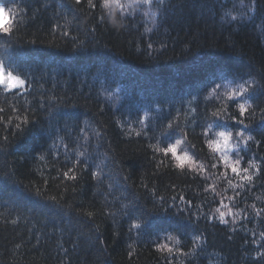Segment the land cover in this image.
Masks as SVG:
<instances>
[{"label":"trees","instance_id":"trees-1","mask_svg":"<svg viewBox=\"0 0 264 264\" xmlns=\"http://www.w3.org/2000/svg\"><path fill=\"white\" fill-rule=\"evenodd\" d=\"M94 2L90 9L87 0H0V36L10 25L8 10H23L11 38L0 39V61L28 79L26 92L0 88V107L5 117L9 105L27 110L31 121L21 130L0 121V264H264L255 256L264 245V211L251 208L264 210V88L246 120L254 140L240 152L242 167L254 158L261 171L251 185L228 189L234 201L224 199L244 210L235 223L230 216L221 223L214 211L220 197L204 192L214 181L221 192L227 180L218 179L222 164L211 167L216 159L201 135L223 107L209 95L219 77L239 83L251 75L264 83V0L254 8L252 0H167L163 7L154 0L123 18L117 11L115 23ZM229 113L236 114L234 104ZM181 129L188 142L178 154L187 150L204 175L175 167L171 154L150 147L180 139ZM77 149L86 152L77 179H63L58 173L73 167ZM228 176L239 183L230 170ZM180 195L184 201H173ZM159 196L167 211H153ZM168 234L191 253L174 259L159 252L155 244L168 242ZM195 236L201 239L194 246Z\"/></svg>","mask_w":264,"mask_h":264},{"label":"snow or ice","instance_id":"snow-or-ice-1","mask_svg":"<svg viewBox=\"0 0 264 264\" xmlns=\"http://www.w3.org/2000/svg\"><path fill=\"white\" fill-rule=\"evenodd\" d=\"M89 8L95 9L97 7V3L94 0H87ZM154 0H99V7L108 17H112L115 20V16L117 11L120 12L121 18L124 17L125 14L132 15L136 12L138 8H140L143 4L152 5ZM167 0H155V3L158 7H163L166 4ZM76 4H80L81 0H75ZM252 5L254 8L255 0H252ZM252 9H250L251 11ZM22 9H17L13 7L8 10L10 13L9 20L10 25L8 27H4L2 32L5 34L4 36H0V39H10L13 33V29L11 27V23L16 22V16L22 12ZM6 10L3 4H0V13H5ZM149 12H151V8H149ZM148 15V12L145 13ZM246 14H241V18ZM226 17H231V20H236L237 16L232 14L231 12H227L225 14ZM151 17L153 22L155 23L156 12H151ZM104 15L99 17L101 23L104 22ZM59 27V25H57ZM146 31H151V29H146ZM64 35H67L65 32ZM30 43H36V41H30ZM151 47V44L148 45ZM220 83H216L212 88L209 95L215 96L218 100L222 99L223 107L211 113V116L215 118L212 123H208L206 127L203 128L201 135L205 137L204 143L207 145V148L211 150L214 154V159H216V163L212 164V168L216 169L218 165L223 166L224 171L219 173L218 179H226L227 185L221 191L217 192L215 181L213 184H209L204 188V192L208 193L211 191L216 196L220 197L219 207H217L214 211L218 213L219 221L223 224H228L229 221L226 217H231L232 222L235 223L237 217L240 216L241 212L244 210L233 211V207L229 204L224 203V199H228L230 202L235 200L234 196H226L228 189H232L233 192L236 191L237 188H244L245 185H251L253 183L254 177L261 171V165L257 162L256 159H249L247 161V166L242 167L241 161L243 157L240 155L242 151V146H247L250 141L254 140V137L250 135L251 127L249 123H246L250 117H253L255 114V106L253 104V100L255 99V93L257 88H264V83L257 81L255 76H249L248 79L241 78V82L236 83L233 79H225L224 76L219 77ZM261 81H264V75H261ZM26 85H28L27 77H22L18 74H15L13 70H8L3 61H0V88H3L5 93H14V90H24L26 92ZM54 99V98H53ZM235 105V115L229 113V108L232 105ZM8 112L12 115H8L5 117L3 114L5 113V108L0 107V121H3L5 124H13L15 121V130H21L24 125L31 123L29 119V115L27 110L21 113V109L17 108L15 105H9ZM192 112H195L196 109L192 108ZM261 113V122H264V108L260 109ZM147 115V114H146ZM235 121L236 125H239V129L233 131V127L230 126L228 121ZM142 129H143V121H140ZM220 129L219 131H213V127ZM123 127V125H121ZM178 127L169 123L167 125L168 129H173ZM81 131H84L81 129ZM211 133L213 138H208ZM99 135V132H96ZM129 135L131 133H128ZM140 135V132L136 133ZM147 135V133H144ZM180 139H176L173 143H167L166 146L161 147L159 142L156 144L150 145L155 152L162 153L165 157L169 154L175 159V167L179 169H184L187 165L188 168L193 169L197 173L204 175L205 166L197 161L194 156L190 155L187 150L178 154V149L180 145L188 142V134L183 129L180 130ZM63 140V138H60ZM3 142H7L8 137L4 136L2 138ZM85 140H87V136H85ZM259 143V142H257ZM67 148V145H65ZM191 148H195V145H191ZM235 154L236 159L232 158V154ZM76 160L73 162V167L69 168L67 171H61L58 173V176L63 179L75 181L76 171L75 169L81 163V157L86 156L85 151H80L79 149L75 150ZM43 159V157H41ZM163 163V161H161ZM159 167V165H158ZM234 174V178L239 181V183L233 182V177L228 176V171ZM99 173L94 172L93 176H98ZM210 175H216L212 173ZM209 177H205L207 179ZM47 184V181H45ZM146 187V185H145ZM175 188V185H172ZM67 191V189H65ZM72 191H75L73 188ZM155 189H153V194L155 195ZM36 195H42L39 189L36 190ZM239 195V193H236ZM48 199L52 201H57L56 196H49ZM173 201L179 199L180 201H184L185 197L180 195L179 197H172ZM260 199V197H257ZM159 207H154L153 211L164 210L167 211L168 208L165 207L167 201L164 196L158 197ZM191 201H187L188 205H191ZM178 207V206H177ZM251 208L255 211L256 215H260L262 211L261 209H256L255 204L251 205ZM221 209H227V211H223ZM179 211H184L185 209H179ZM88 216H92V212L87 213ZM247 215V213H245ZM215 218V217H212ZM19 217L12 219L10 222L15 224L18 221ZM132 227L140 229L141 223H133ZM259 235L264 238V231L260 232ZM201 239L200 236L193 237V245ZM166 243H156V249L164 253L166 252L169 256H172L174 259L180 255H188L191 253H185L183 249L179 248L180 240L177 236H173L168 234L166 236ZM255 243V241H253ZM20 245L17 244L16 248H19ZM132 245H129V248L132 249ZM261 249L256 251L255 256L258 261L264 260V245H261ZM133 252L129 251L128 256L132 257Z\"/></svg>","mask_w":264,"mask_h":264},{"label":"clouds","instance_id":"clouds-1","mask_svg":"<svg viewBox=\"0 0 264 264\" xmlns=\"http://www.w3.org/2000/svg\"><path fill=\"white\" fill-rule=\"evenodd\" d=\"M109 19H110V21H111V22H113V23H115V22H116L115 20H113V18H112V17H109Z\"/></svg>","mask_w":264,"mask_h":264}]
</instances>
